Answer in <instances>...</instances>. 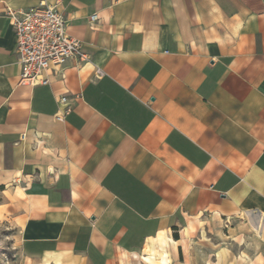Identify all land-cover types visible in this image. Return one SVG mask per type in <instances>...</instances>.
Masks as SVG:
<instances>
[{
  "label": "crops",
  "instance_id": "obj_1",
  "mask_svg": "<svg viewBox=\"0 0 264 264\" xmlns=\"http://www.w3.org/2000/svg\"><path fill=\"white\" fill-rule=\"evenodd\" d=\"M41 1L0 0V189L24 261L127 264L165 237L175 264L264 215V0H43L86 57L28 86L5 12Z\"/></svg>",
  "mask_w": 264,
  "mask_h": 264
},
{
  "label": "built area",
  "instance_id": "obj_2",
  "mask_svg": "<svg viewBox=\"0 0 264 264\" xmlns=\"http://www.w3.org/2000/svg\"><path fill=\"white\" fill-rule=\"evenodd\" d=\"M5 17L16 37L20 84L47 85L49 80L44 73L50 67H62L68 60H85L80 42L66 34V21L62 14L45 1L25 10L6 9ZM96 21V14L89 17L90 23ZM99 75L101 71L96 69V76ZM58 102L65 105L67 97H60ZM67 112L68 108L58 112L57 117Z\"/></svg>",
  "mask_w": 264,
  "mask_h": 264
},
{
  "label": "rangeland",
  "instance_id": "obj_3",
  "mask_svg": "<svg viewBox=\"0 0 264 264\" xmlns=\"http://www.w3.org/2000/svg\"><path fill=\"white\" fill-rule=\"evenodd\" d=\"M3 191L0 189V264H67L58 258L39 263L23 260L18 252L17 227L6 206L11 200ZM226 225L228 228L214 233L198 234L195 242H185L183 254L175 259V264H264V226L259 234H255L245 216ZM128 264L145 263L132 259Z\"/></svg>",
  "mask_w": 264,
  "mask_h": 264
},
{
  "label": "bare ground",
  "instance_id": "obj_4",
  "mask_svg": "<svg viewBox=\"0 0 264 264\" xmlns=\"http://www.w3.org/2000/svg\"><path fill=\"white\" fill-rule=\"evenodd\" d=\"M244 216L246 218V221H247L249 228L255 234H259L261 232V230L263 229V226H264V215H262V214L256 215V214H253L252 212H245ZM189 231H193L192 227H189ZM169 242L172 243V240H170ZM166 247H167V242L165 240V237L164 238L160 237L159 238V248L156 251L157 252L156 254H154V251H150V249H149L147 254L139 256V257H135L134 259H138L141 263H145V264H153V263L169 264L170 259H169L168 253L166 251ZM125 264H126V262H125Z\"/></svg>",
  "mask_w": 264,
  "mask_h": 264
}]
</instances>
